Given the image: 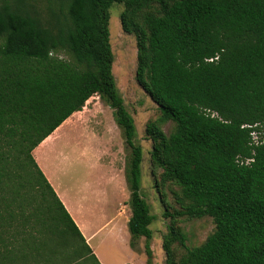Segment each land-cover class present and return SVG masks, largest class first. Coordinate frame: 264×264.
<instances>
[{
  "label": "trees",
  "instance_id": "obj_1",
  "mask_svg": "<svg viewBox=\"0 0 264 264\" xmlns=\"http://www.w3.org/2000/svg\"><path fill=\"white\" fill-rule=\"evenodd\" d=\"M49 1L47 24L26 0L0 4V264H101L33 155L95 95L124 139L130 245L145 237L153 264L143 148L113 72L114 2L136 36L137 82L161 111L146 126L153 171L182 192L180 210L163 199L166 264H264V141L251 143L264 123V0ZM182 216H210L215 229L188 247Z\"/></svg>",
  "mask_w": 264,
  "mask_h": 264
},
{
  "label": "rangeland",
  "instance_id": "obj_2",
  "mask_svg": "<svg viewBox=\"0 0 264 264\" xmlns=\"http://www.w3.org/2000/svg\"><path fill=\"white\" fill-rule=\"evenodd\" d=\"M3 1L0 0V4ZM9 1L15 3V0ZM26 3L29 5V10L37 12L43 21L46 24L48 23L51 14L49 0H26ZM124 8L123 2H114L109 9L110 40L115 55L113 72L126 107L135 118L136 141L143 148L142 192L151 206V213L155 215V219L149 226L153 232L150 240L153 250V264H166L163 240L169 233L171 219L163 216L167 207L163 199H166L172 211L180 210L182 208V200L180 199L182 192L177 183L170 181L164 183L162 181V169L156 168L155 172L153 171L150 155L152 140L146 135V126L150 121H158L161 111L158 104L137 82V40L134 34L126 33L122 28L120 17ZM58 54L62 58L73 60V57L64 51H60ZM161 125L167 134L175 129L173 121H167L161 123ZM60 135L65 137L58 141L59 147H64L66 150L69 146L77 150L90 147L99 148L106 151L105 155H108L110 149L114 147L115 152L119 153L118 164L120 166L125 164L126 151L121 131L114 121L112 110L104 101L99 100L97 95L91 97L82 110L70 116ZM75 163L77 162L75 161ZM77 165L79 166L77 171H79L80 177H84L87 170L86 164L78 162ZM117 207V204H112L110 211L116 212ZM123 216L125 219L130 217L128 209L124 211ZM176 225L186 234V244L191 248L202 244L215 229V223L210 216L201 218L182 216L179 217ZM112 232L118 234H115L117 237L115 235L111 236L110 233ZM112 232L107 234L103 242L97 245V251L103 250L102 252L105 255L115 256V254H118L119 257H122L121 253L124 254V247L117 244L122 234L116 231ZM105 239L107 240L105 241ZM145 243V237L140 238L137 242V248L140 253L144 254L143 257L148 258L145 252ZM173 247L178 257L185 252V248L179 243H174Z\"/></svg>",
  "mask_w": 264,
  "mask_h": 264
},
{
  "label": "crops",
  "instance_id": "obj_3",
  "mask_svg": "<svg viewBox=\"0 0 264 264\" xmlns=\"http://www.w3.org/2000/svg\"><path fill=\"white\" fill-rule=\"evenodd\" d=\"M69 118L63 123L64 127ZM60 127L33 150L38 165L58 197L79 226L101 264H147L144 254L130 245L131 235L128 229V221L132 214L128 202L130 193L126 184L125 164L122 166L118 164L119 153L115 152L114 147L110 149L108 155H105V150L99 148L77 150L69 146L66 150L59 147L58 141L65 137L60 135L64 129ZM78 162L86 164L84 177H80L77 171ZM112 204L118 205L114 213L110 211ZM127 209L130 217L125 219L123 213ZM112 231L122 234L117 243L124 247L121 258L118 254L105 255L103 250L97 251V245ZM115 234L110 233L111 236Z\"/></svg>",
  "mask_w": 264,
  "mask_h": 264
},
{
  "label": "built area",
  "instance_id": "obj_4",
  "mask_svg": "<svg viewBox=\"0 0 264 264\" xmlns=\"http://www.w3.org/2000/svg\"><path fill=\"white\" fill-rule=\"evenodd\" d=\"M257 126V125H256ZM259 129H254L251 132L252 141L251 143L254 145H259L264 141V123L259 126ZM252 160L251 158L247 159V163Z\"/></svg>",
  "mask_w": 264,
  "mask_h": 264
},
{
  "label": "bare ground",
  "instance_id": "obj_5",
  "mask_svg": "<svg viewBox=\"0 0 264 264\" xmlns=\"http://www.w3.org/2000/svg\"><path fill=\"white\" fill-rule=\"evenodd\" d=\"M63 125H64V124H62V126H61L60 128L64 127ZM117 235H118V234H117ZM115 236H116V235H115ZM116 237H117V236H116ZM113 239H115V238H113ZM113 239H112V240H113ZM109 241H110V240H109ZM115 241H117V240H115ZM112 243H113V241H112ZM108 244H109V243H108ZM116 245H117V244H116Z\"/></svg>",
  "mask_w": 264,
  "mask_h": 264
}]
</instances>
